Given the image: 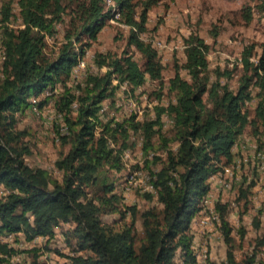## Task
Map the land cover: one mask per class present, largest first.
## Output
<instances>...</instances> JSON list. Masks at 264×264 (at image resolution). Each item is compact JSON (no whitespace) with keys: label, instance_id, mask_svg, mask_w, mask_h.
Instances as JSON below:
<instances>
[{"label":"trees","instance_id":"trees-1","mask_svg":"<svg viewBox=\"0 0 264 264\" xmlns=\"http://www.w3.org/2000/svg\"><path fill=\"white\" fill-rule=\"evenodd\" d=\"M111 1L17 0L18 25L13 20L14 0L5 1L0 9V41L5 52L0 74V186L6 188L0 194V235L22 233L28 241L44 236L48 246L57 228L70 223L64 231L73 251L66 255L70 264H194L197 257L190 226L210 191L209 179L232 159V146L249 124L259 122L264 134V43L255 58V46L245 47L244 75L235 90L221 80L224 72L211 71V45L205 38L196 32L185 37L184 66L191 79L183 78L177 70L168 86L174 99L167 105H155V116L142 123V167L154 188L145 195L150 199L156 195L160 206L140 210L123 203L109 176L110 169L120 171L123 167L122 154L132 145L128 133L134 118L104 121L100 108L108 98L115 101L122 85L135 91L148 78L163 81L164 64L158 49L142 36L149 30L150 7L158 0ZM68 7L73 11L64 40L56 51L46 53L47 36L56 33ZM258 10L264 13V0L258 3ZM247 17L251 19V10ZM111 18L129 26L127 45L141 52L143 63L128 49L120 55L97 52L95 63L106 70L88 73L83 84L74 90L67 88L54 100L69 130L58 134L65 144L69 142L68 150L55 161L60 177L47 168L30 166L25 160L28 146L17 143V114L28 109L35 93L67 82L90 39L96 40ZM253 86L262 97L251 120L242 104L253 97ZM55 94H43V98L48 101ZM74 101L79 102L76 110ZM39 104L42 106V101ZM164 114L172 121L168 130ZM225 208L217 203L225 241L232 244ZM115 212L123 217L130 214V222L117 228L103 221V215ZM138 217L142 219V236L136 226ZM259 248L241 260L230 248L223 264H264L258 259ZM32 250L36 256L33 264H41V247ZM18 253L16 245L0 242V264H25L14 260Z\"/></svg>","mask_w":264,"mask_h":264},{"label":"rangeland","instance_id":"rangeland-1","mask_svg":"<svg viewBox=\"0 0 264 264\" xmlns=\"http://www.w3.org/2000/svg\"><path fill=\"white\" fill-rule=\"evenodd\" d=\"M5 1L7 0H0V9ZM260 1L158 0L150 7L147 23L149 30L142 36L158 49L164 64L163 81L148 78L146 83L137 87L135 91L128 87L126 93L117 92L114 102L109 98L103 101L108 109L100 113L104 121L112 118L114 120L134 118V124L131 125L128 133L132 141L130 154L126 157L123 152L124 164L120 171L115 169L109 171L111 180L116 184L115 191L122 196L125 205H136L140 210L160 206L156 195L153 199L145 195L146 192L153 190L148 171L142 167L144 141L142 123L147 117L155 116V105H167L174 99V93L168 89V86L170 78L177 70L183 78L191 79L184 66L185 37L196 32L205 38L211 45L208 53L211 71L220 69L224 72L221 80L236 90L244 75L242 53L245 47L255 46L253 56L255 58L264 43V13L258 10ZM12 6L14 24L18 25L20 19H17L19 16L17 0H14ZM249 10L252 11L251 19L247 17ZM72 11L73 8L68 7L63 15L64 21L57 25L56 33L47 36L46 53L56 51L64 40V31ZM128 34V25L120 22L118 18L109 19L100 30L98 38L90 39L91 44L86 48L88 52L86 71L81 72L78 77L72 75L67 82L56 83L57 92L53 98L50 97L51 100L45 101L44 95H41L39 101H42V106L39 104L37 109L28 107L17 114L18 120L15 125V130L19 133L17 143L21 147L28 146L30 152L25 153V160L30 166L47 168L53 175L60 177L55 161L61 153L68 150L69 142L65 144L64 139H59L58 134L62 133L64 120L63 115L57 112L54 100L59 99L67 88L74 90L78 84H83L88 73L106 70V67L99 68L96 65L97 52H112L120 55L128 49L140 63H143L141 52L135 46L127 45ZM2 35L3 27L0 21V37ZM2 68L3 60L0 58V74ZM258 92L259 89L253 86V97L249 101L254 103L248 109L251 120L256 116V108L262 97ZM163 117L165 129L168 130L172 124L171 118L166 114ZM258 124L259 122L253 121L247 126L243 135L238 137V139L241 137L240 140L237 139L238 142L232 146V159L223 163L220 168L225 170L226 167H230V171L225 170L229 174H223L221 178H227L232 186L229 188L224 181L221 182L219 176H211L209 179L210 191L204 197V199L208 198L209 202L200 203L202 204L200 210L190 226L193 236L192 247L197 257L194 264H223L226 262L230 248L236 258L241 260L251 254L256 247H260L258 259L264 261V159L258 156L253 146L256 144L260 150L264 149L263 127ZM99 129L96 128V131L98 132ZM111 143L117 146L115 141ZM241 188L245 189V192ZM1 191H6L2 185L0 194ZM218 202L226 205L225 217L232 228V244L225 241L221 228V212L217 210ZM214 213H217L219 218L215 217ZM102 218L105 223L114 224L117 228L130 222L131 219L130 214L123 217L118 212L103 215ZM256 221H259V225L255 224ZM71 226L70 223H65L57 228L56 236L48 246H46L47 237L37 242V245H31L23 239L24 235L18 234L15 245L20 253L16 254L14 260L33 264L36 256L32 249L41 247L42 253L40 250L38 259L41 264H70L66 255H72L73 251L72 247L67 245L64 231ZM136 226L139 236H142L143 225L140 217Z\"/></svg>","mask_w":264,"mask_h":264},{"label":"built area","instance_id":"built-area-1","mask_svg":"<svg viewBox=\"0 0 264 264\" xmlns=\"http://www.w3.org/2000/svg\"><path fill=\"white\" fill-rule=\"evenodd\" d=\"M87 68V65H85V66H79V68H78V72H79V69H86ZM52 92H57L55 89L54 90H52ZM39 102L40 101H30V108H38V105H39ZM53 103V102H52ZM253 101H244V103L242 104V109H243V111H246V110H248L252 105H253ZM78 104H79V102L78 101H74L73 102V105H72V107H73V109L74 110H76L77 109V107H78ZM107 109H108V107L103 103L102 104V106H101V108H100V113H102V112H104L105 110L107 111ZM62 115V114H61ZM61 129H62V134H66V133H68L69 132V130H68V127H67V125H66V123H65V121L64 122H62V127H61ZM243 135V134H242ZM241 138V137H240ZM240 138L238 139V141L240 140ZM237 141V142H238ZM236 142V143H237ZM112 144V143H111ZM113 145V144H112ZM114 146V145H113ZM253 146H255V150L257 151V153H258V156L260 157V158H262V159H264V151L263 150H260L259 149V146L258 145H256V144H254ZM130 151H131V149H130V147L129 148H127L124 152V155L126 156V157H128L129 156V154H130ZM225 170L226 171H230V167H226L225 168ZM225 170H219L217 173H215L214 175H212V177H215V176H219L220 177V179H221V182L222 181H224V183H225V185H228L229 186V188L232 186V184L229 182V181H227V178H221V176H223V174H229L228 172H225ZM230 174L232 175V172H230ZM151 189L154 191V189H153V186L151 185ZM6 191H1V193H5ZM203 202L205 203V202H209L208 201V198H206V199H204L203 200ZM204 203H203V205H204ZM214 216L215 217H218L219 218V215L217 214V213H214ZM18 234H22V233H18ZM18 234H16V233H6V234H2V235H0V242L2 241V242H8V243H10L11 245H15V241H16V238H17V235ZM23 235V234H22ZM43 238H46V237H44V236H37V237H35L32 241H28V240H26V238L23 236V239L25 240V241H27V243H29V244H31V245H35V244H37V242H39L40 240H42Z\"/></svg>","mask_w":264,"mask_h":264},{"label":"bare ground","instance_id":"bare-ground-1","mask_svg":"<svg viewBox=\"0 0 264 264\" xmlns=\"http://www.w3.org/2000/svg\"><path fill=\"white\" fill-rule=\"evenodd\" d=\"M108 4H112V1L111 0H107ZM118 16V14H117ZM114 19V18H113ZM155 41V40H154ZM158 41V40H157ZM90 53V52H89ZM88 54L87 51H85L84 54H82L76 64L74 65V67L72 68V73H71V76L73 75L74 77H78L79 75H81V72H85L86 69H79V72H78V68L79 66H85L87 65L86 64V55ZM94 56V55H93ZM0 58H2L3 62H4V59H5V52H4V47L2 46L1 44V41H0ZM254 59V58H253ZM92 75V74H91ZM124 84V83H123ZM54 89V88H53ZM126 85H122L121 89H120V93L122 92H125L126 93ZM51 93H55V92H52V90L49 88L47 90H45L44 92H41V93H35L32 98H31V101H39L40 100V97L41 95L43 96V94H50L51 96ZM45 96V95H44Z\"/></svg>","mask_w":264,"mask_h":264}]
</instances>
